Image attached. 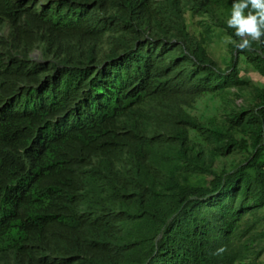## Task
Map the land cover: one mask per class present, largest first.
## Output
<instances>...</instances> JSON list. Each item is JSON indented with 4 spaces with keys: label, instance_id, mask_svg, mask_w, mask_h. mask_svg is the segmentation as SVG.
Segmentation results:
<instances>
[{
    "label": "trees",
    "instance_id": "16d2710c",
    "mask_svg": "<svg viewBox=\"0 0 264 264\" xmlns=\"http://www.w3.org/2000/svg\"><path fill=\"white\" fill-rule=\"evenodd\" d=\"M232 5L0 0V264H264V38Z\"/></svg>",
    "mask_w": 264,
    "mask_h": 264
},
{
    "label": "clouds",
    "instance_id": "9594fccd",
    "mask_svg": "<svg viewBox=\"0 0 264 264\" xmlns=\"http://www.w3.org/2000/svg\"><path fill=\"white\" fill-rule=\"evenodd\" d=\"M227 26L239 38V50L250 48L254 41L264 38V0H233Z\"/></svg>",
    "mask_w": 264,
    "mask_h": 264
},
{
    "label": "rangeland",
    "instance_id": "374dc122",
    "mask_svg": "<svg viewBox=\"0 0 264 264\" xmlns=\"http://www.w3.org/2000/svg\"><path fill=\"white\" fill-rule=\"evenodd\" d=\"M190 22V20H188ZM230 40L225 36H220L217 38L216 42L212 44L209 48V52L211 56L218 62L221 68H225L224 60L229 57L227 52V45ZM241 75L248 79L254 85H264V77L259 76L257 73H254L251 69L244 68L242 66ZM217 107V100L212 97H204L200 99L194 109L191 111L193 115H204L209 116L215 112V108ZM264 261V256H263Z\"/></svg>",
    "mask_w": 264,
    "mask_h": 264
}]
</instances>
